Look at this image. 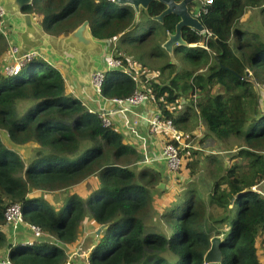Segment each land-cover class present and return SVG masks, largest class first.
Wrapping results in <instances>:
<instances>
[{
    "label": "trees",
    "instance_id": "obj_1",
    "mask_svg": "<svg viewBox=\"0 0 264 264\" xmlns=\"http://www.w3.org/2000/svg\"><path fill=\"white\" fill-rule=\"evenodd\" d=\"M165 7L153 2L143 10L146 19L156 21L154 17ZM247 8L257 10L256 21L264 29V0H212L200 17L206 31L183 30L184 38L198 45L176 46L175 53L186 55L197 63L195 66L206 61V73L193 68L174 73L164 83L135 70L133 75L132 71L106 72L103 98L124 99L142 88L179 130L196 128L191 126L190 116L180 118L186 112L197 114L218 141L227 142L231 137L242 141L229 157L230 162L236 157L238 161L226 168L219 163L215 171L211 169L213 184L207 186V199L190 187L166 203L162 213L154 206L162 194L159 185L165 181L164 173L147 164L137 167L145 161L141 151L126 142L114 124L105 126L98 112L69 92L59 68L35 55L12 75L0 72V241L6 239L5 211L15 203L22 205L25 224L38 226L43 234L54 237L53 241L11 243V264H78L66 247L77 242L87 216L97 225L107 224L87 256V264H206L204 257L215 236L221 237V264H264L259 250L264 246V196L254 189L264 181V113L259 111L254 85H264V30L242 22ZM24 11L32 13L47 33L59 37L87 20L95 38L109 46L119 40L114 57L133 63L124 45V35L136 25V10L129 4L114 0H33ZM178 21L175 14L166 15L161 24L157 21L165 33L164 41ZM156 28L149 27L142 40H155ZM139 29L135 27V34ZM2 36L0 32V40ZM169 61L166 68H174ZM182 97L195 109L189 106L176 114L169 103ZM18 101L30 102L25 112L17 110ZM1 129L16 143L39 144L35 155L25 163L4 142ZM196 130L187 132L193 137L191 146L199 137ZM191 146L182 152L181 170L194 173L190 160L196 152ZM162 159L169 170L166 159ZM91 179L95 187L86 199L73 192L72 188ZM62 191L66 195L61 200L53 201L46 195ZM154 213L165 223L164 228L146 223ZM217 224L223 226L219 229Z\"/></svg>",
    "mask_w": 264,
    "mask_h": 264
},
{
    "label": "rangeland",
    "instance_id": "obj_2",
    "mask_svg": "<svg viewBox=\"0 0 264 264\" xmlns=\"http://www.w3.org/2000/svg\"><path fill=\"white\" fill-rule=\"evenodd\" d=\"M197 1L198 0H195L193 5L191 4V7H190L191 11L195 10V8L197 6L195 3H197ZM199 1L201 2L204 0H199ZM136 14H137V12H136ZM138 16L140 17V19L138 18ZM135 19H136L135 20L136 25L134 24L135 25L134 28L131 29L130 32H128L127 34L124 35V37L127 39V41L124 42V45L127 44L126 47L131 53L132 58L130 61L133 62L132 63L133 69L136 72H138L142 76H146L148 79L149 78H155V79H157V81L164 82V83L169 82L171 79L170 76L174 75V73H177V72L182 73L185 70H193V68L196 69L197 72L206 73V70L208 68L206 61H203L202 63H199V65L195 66L193 64H197V63H193L191 59H188V57L186 55L182 54L181 52L174 53L175 60L171 61V62L173 64H175V67L174 68H171V67L166 68V61L171 60V57H170L169 53L167 51H165L163 48L164 42L161 43V41H164V39H165V33L160 29L161 23L159 24L157 21L150 22V20L146 19L143 9L141 10L140 15L137 14ZM258 19H259V17L257 15V10L256 9L250 10L247 8L244 16L242 18V22L245 24L253 25V27L259 31H263L264 29H263L261 23L256 21ZM152 25L157 27L156 30L157 31L159 30L160 32L158 31V35L156 36L155 40H149L151 38L150 37V38H147L145 41H143L141 38L142 35L145 32H147L149 27H151ZM137 26H140V29L138 30V33L135 34V27H137ZM2 33H3L2 34L3 36L0 40V72L5 73L4 72L5 67H13L14 68L18 62V60L16 59V53H15V46H17V44L11 37V27H10L8 22H6L5 25H3ZM128 41H130V42L128 43ZM114 43L115 44H112L110 46H109V43L107 44L108 47H107V49H105L103 61H105V59L107 57L115 55L117 48H118L119 40L115 41ZM160 43H161V46H160ZM197 45H193V46H197ZM163 51L168 54L169 58H168V56L163 54ZM190 51L194 52L193 49H191ZM41 56L46 58L47 60H49L53 65L54 64H65L64 60H62V59L57 60V59H55V57H53L51 54H49L46 51H42ZM254 85H255V87L257 89V93H258V106L260 105V107H261L259 111L261 113H264V99L261 96L262 89H264V85H261L259 83H255ZM149 102H152V100ZM29 106H30V102H28V101H18L17 102V110L20 113L25 112ZM189 106H191L193 109H195L192 104L190 105V102L187 99H184L182 97L175 102V106H174L175 110L174 109L173 110L176 114H179L181 112L180 109L184 111ZM96 112H98L99 115L101 113L100 111H96ZM102 113H104V112H102ZM150 117H148V118H150ZM252 117H253L252 111L249 110V119H252ZM136 119H140V118H136ZM190 119H191L190 124L192 127L196 126V128H195V129H197L196 131H199V129L201 131H203L201 129V127L204 124L202 121L199 120L200 117L197 114H195V115L191 114ZM148 125H149V123H148ZM149 129H150V125H149ZM195 129H191L190 131H187V132H193L194 133L193 130H195ZM1 134H2L4 142L9 147L16 150L17 153L20 154V156L22 157V159L24 160L25 163L28 162L35 155V153L39 147V144L34 143L33 141L27 142L25 144H20V143L14 142L12 139L9 138L7 132L4 129H1ZM202 139H204V138H202ZM214 140L215 141L217 140L216 137ZM196 141L198 142L199 139H196ZM208 144L213 146L211 151L207 152V150H201V149L196 150V151H199L198 156L200 157V161H202L201 163L198 162L197 158L196 159L193 158L192 160H190L191 163L194 162L192 164L193 165L192 168L195 171L194 173L191 172V169L183 168L182 170L180 169L181 171L179 170L177 172H172V171H170L164 167L165 172H169L170 176L165 177L166 178L165 181L162 182L164 184L162 194L159 195L158 197H156L154 208H157V207L160 208L159 211H157L155 209L157 212L162 213L165 210L164 206L166 205V203H169L172 200L176 199L178 194L184 193L186 191V189H188L190 187H193L199 193H203L204 194L203 198L207 199L208 192H209L208 187L212 186V183H213V179L211 177V175H212L211 169H213L215 171L217 164L220 163V164L224 165V164H226V161L229 162V157L232 154L236 153V151L239 149L240 145L242 144V141L235 138V137H231L229 139V141L223 142V144H225L226 148L229 149L230 151L225 152V153H223L224 152L223 151L222 154H220V155L219 154H213V152L216 153V151L220 150V146H219L220 141L219 142H212L211 140H209ZM214 155L220 156L219 163L212 164L211 167L207 166L206 164H208V165L210 164V160L213 159ZM225 158H226V160H225ZM238 160L239 159L236 157V158H234L232 163H234ZM204 163H206V164H204ZM137 167H140V165L137 164ZM219 173H222V172H219ZM160 185H159V187H160ZM94 187H95V182H94V180L91 179V180H88V181H86L80 185L75 186L74 188H72V190H73V192H77L80 196H82L83 199H86V197L90 194V192L93 190ZM46 195H48L51 198V200L56 201V200L63 199L65 197L66 193H65V191L58 192V193L57 192H47ZM18 204L21 205V203H18ZM214 213H215V211H214ZM146 223L149 226L156 224L157 227H159V226H161V228L165 227V225H164L165 223L160 220L159 215L156 213H154L152 216H149L148 218H146ZM22 226H24L25 228L27 227L30 232L32 231L30 226H27L26 224H21L16 229H14L13 226L9 225V227L15 231L14 232L15 233L14 238H12L13 241L15 240V237L18 235L16 230ZM101 226L102 225H97L94 222H92L91 219L87 216V218L85 219V221L82 224V230L80 233L81 238L79 239V241L83 242V248L84 249H78V251L79 250H85L86 248L91 249L100 241L101 236H102L101 232L103 230V229H101ZM222 226H223V224L220 225V228ZM216 227L219 228V225L217 224ZM228 228H229V226L226 225V230H228ZM32 235H33V231H32V233H30V237L28 240H22L21 242H33L34 240H40L42 238H44L46 241H53L54 240V237H52L51 235L44 234L41 238H33ZM11 242L8 241L7 236H6L5 240L0 241V256L3 253L2 248H5L7 245L9 246V244H11ZM260 247L261 248H259V250H260L261 256H262V258H264V246H260ZM5 255H7V254H5ZM6 258H9L8 255L6 257H0V259H6ZM77 260L79 261L78 264H87V260L85 257L79 256V257H77Z\"/></svg>",
    "mask_w": 264,
    "mask_h": 264
},
{
    "label": "water",
    "instance_id": "obj_3",
    "mask_svg": "<svg viewBox=\"0 0 264 264\" xmlns=\"http://www.w3.org/2000/svg\"><path fill=\"white\" fill-rule=\"evenodd\" d=\"M33 0H0V6L4 15L9 17L13 24V36L18 42L17 57L22 58L34 51L49 49L60 59H67L71 66V73L83 81L92 80L95 71L103 70V58L107 42L95 38L90 30L89 22L86 20L68 35L59 37L47 33L43 26L36 20L32 13L24 11ZM118 3L129 4L134 7L137 14L141 10L147 11L150 4L158 1L164 4L165 9L154 20L162 23L166 15L175 14L179 17L174 32L168 33V38L163 43V48L175 60V47H189L190 44L183 36L185 28L204 33L206 27L202 20L190 11V6L195 0H114ZM140 19V17L138 16ZM164 188V184L160 185ZM235 198L232 202H234ZM107 224H103L101 229ZM221 237L215 236L211 239V246L205 254L206 264H221L222 252L220 248Z\"/></svg>",
    "mask_w": 264,
    "mask_h": 264
},
{
    "label": "crops",
    "instance_id": "obj_4",
    "mask_svg": "<svg viewBox=\"0 0 264 264\" xmlns=\"http://www.w3.org/2000/svg\"><path fill=\"white\" fill-rule=\"evenodd\" d=\"M6 22H8L10 27H11L12 39L18 45V42L15 40V38L13 36V28H14L13 24L10 22L9 17L4 16L2 27H3V25H5ZM2 27H0L1 33H2ZM42 51H46L49 54H51L53 57H55V59L61 60L60 58H58L57 55L52 53V51L49 49L40 50V52H42ZM62 60L65 61V64H54V66H56L57 68H59L63 72L67 86H68V89H69V92L75 94L77 97L82 99V101L89 107L90 110L107 113V115L109 116V118L112 121V124H114L117 127V129L122 133L124 140L126 142L131 143V145H134L139 151H141L145 161L140 162V167L147 164V165L151 166L152 168H154L155 170L160 171L161 173L163 172L164 173V179H166L165 177H169L170 173L165 172L164 166L166 168V165H165L164 160L162 159L163 146H164V143L166 140V135L163 131L152 132L149 129L148 122L146 121L148 119V117L152 116L155 112L158 111L157 106L152 102H147L144 105L133 107L129 111L122 112L119 110L118 105L113 100L105 99L101 95L96 94L92 88L90 80L83 81L84 80L83 78H80V77L77 78L76 76H74L70 71V66H71L70 62L67 59H62ZM261 96L264 99V89H262ZM260 108L261 107L259 105V109ZM189 116H191L190 113L186 114V112H183L181 114L180 118L186 120L189 118ZM136 118H140V119H137L138 125H135L134 127H132L131 126L132 121L136 120ZM201 129L203 131H201L199 129V131L196 132L199 134V137L194 139V145H193V149H194L193 151L196 152V154H195V156H193V158H195V159L197 158V160H199L200 163L202 161H200V157L198 156L199 151H196V150L201 149V150H207V152H209L213 148V146L208 144L209 140H211L212 142H219L217 140L216 141L214 140L215 137L211 133L208 132V129L206 128L205 125H203L201 127ZM202 138H204V139H202ZM196 139H199V141L197 142ZM219 146H220V150L216 151V153L213 152V154H219L220 155V154H222L223 151H224L223 153L230 151L229 149L226 148V146H225V144H223V142H220ZM219 159H220V156L214 155L213 159L210 160L209 165L206 163H204V164L211 167L212 164L219 163ZM225 160H226V158H225ZM230 165H232V162L226 161L225 168L227 166H230ZM211 177L213 178V173H212ZM254 189L259 191L264 196V181L257 184L254 187ZM26 228L24 226H22L16 230L18 235L15 237L14 241L12 238H14V235H15L14 232L15 231L12 230V228H10L9 225H7L5 227L4 232L6 233V236L8 237V241L9 242L12 241L11 243H14L17 241L29 239L31 232L29 231L28 228L27 229ZM81 230H82V228H81ZM103 231H104V228H103ZM80 238H81V236L78 237L76 243L66 247L67 252L69 254H71L72 252H74L78 249H84L83 248V242L79 241ZM41 240H45V239L42 238ZM86 249L88 250V248H86ZM8 250H9L8 245L5 248H2L3 253L0 257H6L8 255ZM5 254H7V255H5Z\"/></svg>",
    "mask_w": 264,
    "mask_h": 264
},
{
    "label": "built area",
    "instance_id": "obj_5",
    "mask_svg": "<svg viewBox=\"0 0 264 264\" xmlns=\"http://www.w3.org/2000/svg\"><path fill=\"white\" fill-rule=\"evenodd\" d=\"M212 3V0H204L199 3V5L196 6L195 10L192 11V13L197 16L201 17V15L204 12L208 11V5ZM4 10L2 6H0V27H2V23L4 20ZM17 46H15V53H16V59L18 60L15 67H5V73L7 75H12L16 69H18L22 64L23 61L30 59L31 57L35 55H40V50L34 51L31 54H28L22 58L17 57ZM104 69L95 71L92 75L91 85L94 90V92L98 95H101L103 83L105 80L106 72L109 70H118L124 73H129V71H132L133 75V65L129 62H125L121 58H117L113 56H109L103 61ZM135 80H137V77L133 76ZM151 99V95L145 92V89L139 88L135 91V93L127 98H113L112 100L118 105L119 110L122 112H126L131 110L133 107H137L140 105H144L147 102H149ZM194 102L196 104V98L194 99ZM172 106H175V103H169V107L171 109ZM100 117L102 118L103 123L105 126L111 125L112 121L107 115V113H100ZM150 130L152 132L155 131H163L168 137L167 141L165 142L163 146V157L167 161V167L172 172H177L182 168L183 165V158H182V152L185 151L188 147L191 146V140H193L192 135L190 133L181 131L177 128V126L174 123V120L172 118H168L163 116L159 111L156 112L154 115H152L150 118L147 119ZM138 124V120H134L132 122V127ZM193 148V145L191 146ZM5 220L8 225L13 226L14 229L18 228L19 225L25 224L23 221V212H22V205L15 203L11 204L7 210L5 211ZM33 231V238H41L44 234L42 233L41 229L38 226L34 225H28ZM31 231V233H32ZM101 234L103 235L104 232L102 230ZM90 252V249L85 250H76L72 253L71 257H85L87 259L88 253ZM87 263L88 259H87ZM0 264H11L9 258L6 259H0ZM65 264H70L69 261H67Z\"/></svg>",
    "mask_w": 264,
    "mask_h": 264
},
{
    "label": "clouds",
    "instance_id": "obj_6",
    "mask_svg": "<svg viewBox=\"0 0 264 264\" xmlns=\"http://www.w3.org/2000/svg\"><path fill=\"white\" fill-rule=\"evenodd\" d=\"M190 11H191V10H190ZM191 12H192V11H191ZM193 45H196V44H193ZM91 250H92V249H90V252H91ZM90 252H89V253H90ZM89 253H88V254H89Z\"/></svg>",
    "mask_w": 264,
    "mask_h": 264
}]
</instances>
